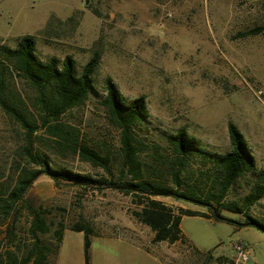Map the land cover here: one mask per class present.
<instances>
[{"label": "rangeland", "instance_id": "obj_1", "mask_svg": "<svg viewBox=\"0 0 264 264\" xmlns=\"http://www.w3.org/2000/svg\"><path fill=\"white\" fill-rule=\"evenodd\" d=\"M262 27L251 36L244 33ZM30 35L43 62H61L70 56L77 74L99 54L93 77L94 93L61 117L65 130L74 132L78 143L109 155V171L92 167L71 149H59L55 137L35 132L34 151H40L55 169L66 168L93 179H126L121 175L119 131L110 125L102 105L104 83L110 78L126 100L146 98L148 118L136 127L139 157L148 179L176 188L172 173L179 170L180 191L186 190L209 206L175 198L156 197L178 213L180 208L212 215L216 208L225 220L183 216V241L174 247L152 244L165 264L186 256L187 264H203L204 256L234 259L236 243L246 246L248 261L264 264V231L240 227L246 215L264 223V198L246 201L254 183L250 173L241 176L216 204L218 186L210 155L230 150L229 122L247 140L258 169H264V3L256 0H0V46L14 49L18 40ZM8 94L34 111L33 91L18 78L7 81ZM183 128L200 141L206 155L192 157L180 166L168 136ZM43 138V139H38ZM24 131L0 111V184L5 191L13 184L23 155ZM186 188V189H183ZM0 188V192L4 190ZM195 193V195H193ZM3 198V197H2ZM27 201L44 209L51 232L41 236L53 253L46 264H84V234L70 227L84 220L94 230L93 260L99 251V233L106 227L115 236L144 234L132 211L139 207L131 196L92 187L57 186L41 176L29 190ZM3 202H0V205ZM226 205L242 208L230 213ZM221 206V207H219ZM0 208V255L3 264L23 258L32 245L29 216L23 208L16 216L14 239ZM64 226L63 243L56 254L53 235ZM107 230V229H106ZM152 231L149 229V240ZM125 238H128L125 236ZM151 244V245H150ZM163 246V247H161ZM220 258V257H219ZM168 260L169 263L166 261ZM158 264V263H154Z\"/></svg>", "mask_w": 264, "mask_h": 264}, {"label": "trees", "instance_id": "obj_2", "mask_svg": "<svg viewBox=\"0 0 264 264\" xmlns=\"http://www.w3.org/2000/svg\"><path fill=\"white\" fill-rule=\"evenodd\" d=\"M256 1L264 3V0ZM262 31V27L251 29L245 32L244 36L256 35ZM98 64L99 54L97 52H94L85 63L80 74H77L76 63L70 56H66L61 62L55 58L43 62L36 54V43L30 35L22 36L14 49L0 46V111L23 129L25 141L23 155L27 156L26 165L18 164L13 184L6 191L3 184H0V188L4 189L0 192V202H3L0 208L6 216L13 215L7 225V234L11 242L14 239L16 216L24 208L30 219L28 233L33 241L25 256L20 260L12 257L11 264H46L48 256L53 253V249L48 244L42 243L40 238L51 232V224L45 216L46 212L44 209L35 208L26 199L29 190L41 176L49 177L57 186L92 187L95 190L106 189L131 196L133 204L139 207L138 210L132 211V215L139 223L152 231V243L154 244L161 242L174 244L183 241L180 228L183 216L225 220L216 218V216H221L216 208L211 209V216L183 208L175 213L164 203L155 199L166 197L200 203L205 207L210 205L208 201L200 202L194 196H189L186 190L178 189L183 185L179 178V170L172 173L176 188L146 177L144 164L138 154L139 147L136 138V127L148 118L146 98L139 96L126 100L110 78H107L104 83L102 105L105 108L108 122L119 131L120 171L121 175L126 177L125 180L120 177L117 180L93 179L66 168L55 169L50 166L42 152L34 151L35 132L42 130L44 134L57 139L54 141L59 149H71L76 156L92 167L109 171L110 156L102 155L92 147L78 143L77 135L65 130L60 122L61 117L68 110L83 104L94 93L93 77ZM15 77L33 91L34 111L24 110L23 103L12 96L13 94H8L7 81H14ZM227 131L230 150L225 154L210 155L212 158L210 162L215 166V174L208 175V178L214 180L218 186L219 194L216 204L220 205V201L236 181L248 173L254 176V183L246 201L254 204L264 198V169L257 168L249 144L237 126L229 122ZM168 142L176 160L182 167L192 157L206 155L200 141L189 135L183 128L168 136ZM225 209L235 214L243 212L242 208L233 205H226ZM249 221L257 222L264 231V223L256 221L249 215H246L240 227L245 226ZM64 230V226L59 224L53 233L56 240L54 254L59 250ZM70 231L84 234V264H90L93 228L84 220H80L70 227ZM0 264H3L1 255Z\"/></svg>", "mask_w": 264, "mask_h": 264}, {"label": "crops", "instance_id": "obj_3", "mask_svg": "<svg viewBox=\"0 0 264 264\" xmlns=\"http://www.w3.org/2000/svg\"><path fill=\"white\" fill-rule=\"evenodd\" d=\"M138 225L143 227L145 231L144 234L140 232V234L128 235V233L125 232L124 236L121 234L115 236L108 230L109 227H106L103 233L101 232L98 236H95L99 238V251L97 256H95L96 264H165L166 262L161 260L163 257L156 254L154 251L155 249L149 246V241L152 243L153 233H151V238L149 240V228L141 223H138ZM125 236L128 238H125ZM63 240L62 238L61 244ZM162 243L165 242L157 244L161 245ZM178 244H180V242L167 245L174 247ZM184 255L185 254L174 258L172 263L187 264L188 261H186L187 258ZM204 260L205 262H203V264H233V259L226 256L207 255L204 256ZM166 261L169 263L168 260ZM90 264H94L92 241L90 246Z\"/></svg>", "mask_w": 264, "mask_h": 264}, {"label": "built area", "instance_id": "obj_4", "mask_svg": "<svg viewBox=\"0 0 264 264\" xmlns=\"http://www.w3.org/2000/svg\"><path fill=\"white\" fill-rule=\"evenodd\" d=\"M234 249L237 254V258L234 259L235 264H244L248 261V257L246 254V246L243 243H236L234 245Z\"/></svg>", "mask_w": 264, "mask_h": 264}, {"label": "water", "instance_id": "obj_5", "mask_svg": "<svg viewBox=\"0 0 264 264\" xmlns=\"http://www.w3.org/2000/svg\"><path fill=\"white\" fill-rule=\"evenodd\" d=\"M216 218H219V219H224L223 217L221 216H216ZM237 225H242V224H237ZM245 226H255L257 228H260V230H263V228H261V226L257 223V222H254V221H249L245 224Z\"/></svg>", "mask_w": 264, "mask_h": 264}]
</instances>
